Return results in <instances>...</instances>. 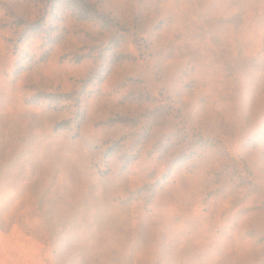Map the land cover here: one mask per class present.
<instances>
[{
  "label": "rangeland",
  "instance_id": "obj_1",
  "mask_svg": "<svg viewBox=\"0 0 264 264\" xmlns=\"http://www.w3.org/2000/svg\"><path fill=\"white\" fill-rule=\"evenodd\" d=\"M0 264H264V0H0Z\"/></svg>",
  "mask_w": 264,
  "mask_h": 264
}]
</instances>
